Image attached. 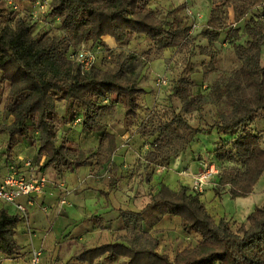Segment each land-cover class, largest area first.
I'll return each instance as SVG.
<instances>
[{"label":"trees","instance_id":"16d2710c","mask_svg":"<svg viewBox=\"0 0 264 264\" xmlns=\"http://www.w3.org/2000/svg\"><path fill=\"white\" fill-rule=\"evenodd\" d=\"M10 1L11 7H16L15 1ZM155 1L31 0L27 17L10 18L0 26V76L8 83L5 100L1 101L4 121L0 123V134H6V141L0 145V151L7 159V169L10 164L16 169H28L23 164L24 158L13 157L22 141L34 149L38 159H32L31 168L38 173L45 174L50 169L62 176L91 163L94 152L76 153L65 137L58 142L54 120L56 102L60 100L77 103L81 107L80 129L98 132V143L107 140L105 151L114 154L115 137L104 131L105 117L117 103L123 106L124 120L138 117V96L144 92L138 85L144 56L114 52L102 38L111 36L117 44H122L129 35H140L152 43L146 55L156 56L166 49L180 48L191 56L196 46L191 24L187 26L176 16H161L153 8ZM223 1L232 6L235 23L257 6L262 7L257 16L244 20L241 34L245 41L231 42L238 68L220 72L204 94L192 88V70L187 58L171 87V95L180 101V108L153 125L143 160L147 167L165 169L191 146L197 135H210L214 130L233 133L234 136L215 149L214 155L219 162L233 164L221 168L215 179L218 187H227L229 198L235 199L251 194L264 173V148L260 141L263 130L255 123L264 113V62L261 61L264 0ZM40 5L45 8L40 10ZM40 15L57 23L59 34L34 33ZM226 17L219 7L212 8L205 27L198 32L207 42L198 52L209 57V62L202 65L203 77L215 70V43L225 27ZM231 30L236 37L237 29ZM228 37L225 33V40ZM88 41L109 53L111 67L103 69L95 61L88 71H83L71 59ZM92 45L88 47L96 53ZM208 99L219 106L216 118L205 126L189 123L185 116L199 114ZM10 117L12 120L5 122ZM110 171L108 191L117 183L116 166ZM219 188L214 189L215 194L220 195ZM200 194L184 184L172 189L160 183L150 195L147 207L159 208L164 215L179 218L183 229L199 235L197 241L175 250L172 256L157 251L160 239L145 229V210L118 209L125 233L113 242L82 247L72 258L88 264L100 256L107 260L125 257V264H264V206H256L248 214L247 224L234 230L225 217L214 219ZM23 219L17 210L11 213L6 206L0 208V257L18 254L14 234Z\"/></svg>","mask_w":264,"mask_h":264},{"label":"rangeland","instance_id":"374dc122","mask_svg":"<svg viewBox=\"0 0 264 264\" xmlns=\"http://www.w3.org/2000/svg\"><path fill=\"white\" fill-rule=\"evenodd\" d=\"M13 1H15L16 7H11L10 0H0V26L8 23L10 18L14 20L19 16H28L27 10L31 0ZM177 2L174 3L172 1L171 4H167L163 0H156L154 5H152L161 16L179 17L181 22H185L187 26L192 24V18L187 14V8L190 9L196 17L197 25L195 30L192 29V36L196 37V46L191 56H188L189 52L184 48L166 49L159 56L152 53L146 55L152 43L140 35H129L122 44H116L115 47H112L114 52H131L137 56H144V59H141L143 68L138 82V85L144 88V92L138 96V117L124 120V109L119 103L110 107L105 117L106 127L104 131L113 134L115 137V152L113 155H108L105 151L108 145L107 140L102 144L98 143V132L82 131L80 129L77 119L80 115L81 107L77 103H69L65 100L56 102L54 125L58 142L65 137L71 141V146L75 148L76 153L81 150H90L94 154L92 153L89 165L83 166L73 173H65L61 176L62 189H58L60 194L56 197V200H59V207L56 201L49 208L54 212L49 211L46 213L48 216L51 213L54 217L49 221L48 226L45 224L40 228L35 237L22 241L24 245L31 243L36 247H40L42 252L44 250V256L43 253L41 255V264H64L71 254L83 244L93 246L119 238L125 233V230L116 211L117 209L145 210V229L159 237L161 250L168 253L169 256L172 255L174 250H181L199 239V235L196 232L183 229L179 218L167 214L164 215L159 208L153 210L154 208L147 207L150 195L157 190L160 183L167 182L170 188L177 189L179 185H183L184 180L182 178L181 181L177 177L173 179L174 181L167 179L168 171H170L169 167L165 169L159 166L153 167V169L147 167L143 160V154L152 139L149 136V132L153 125L158 120L169 118L180 108V101L171 95V87L175 78L184 67L186 59L189 58L191 65L193 90L207 94L208 87L218 77L220 72H229L238 68L239 64L235 59L231 42L243 43L245 36L241 34L243 20L235 23L232 6H229L223 0H184L180 4ZM182 4L184 6L181 9H175ZM214 7H219L223 11L224 16L227 17L224 20L225 27L215 43L217 49L214 61L215 70L207 77H203L201 74L202 65L209 62V57L198 52L200 46H206L207 44L206 39L199 35L198 32L205 27L210 10ZM259 12L250 13L252 16H257ZM38 18L40 19L35 21L34 33L38 31L46 32L48 36L59 34L57 23H53L49 17H42V15ZM231 29H237L236 37ZM225 33L229 34L226 40ZM233 38L234 41H232ZM84 45L88 47L92 43L88 41ZM92 48L96 51L97 66H101L104 69L113 65L111 56L105 49L97 45H92ZM158 80L164 81V83L158 86L156 84ZM7 92L8 83L0 76V123L4 121L1 101L5 100ZM218 107L212 99H208L199 114L194 112L185 117L194 126H205L216 118ZM11 120L12 118L10 117L5 122H10ZM261 132L263 134L260 135V141L261 146L264 148V130ZM232 136H234L233 133H217L215 130L210 135L199 134L191 146L185 149V151L189 150L187 159L180 161L181 152L173 159V162L179 158L182 165L198 173L211 166L215 169L213 180L205 185L200 198L215 220H219L224 216L225 219L230 221L232 229L236 230L240 225L247 224L246 218L249 211L252 210L248 209L247 211L246 209L247 207H253V204L249 203L251 200L255 201V206H264V173L254 185L253 192L250 194L251 197L248 199L245 198L246 196L237 197L235 201L227 195V187L221 189L218 187L216 182L218 171L233 164L226 161H217L214 151ZM4 142V139L0 137V145H4ZM15 150L16 153L14 152L13 157L18 156L24 158L25 161L38 159L34 149L28 146L26 141H22ZM112 166L117 168V183L107 202L98 191L107 189V184L112 175V171H110ZM184 168L181 169L184 170ZM183 170H179L178 175L185 176L181 174ZM175 172L177 173V171ZM49 173L51 171L46 172L50 178L51 175ZM216 188H219L220 195L214 193ZM61 200H65V203H61ZM248 200L249 202L247 203ZM63 204H69L68 209L71 210V213L66 209L67 206L63 207ZM58 209L59 211L56 214L55 211ZM10 212H14L11 207ZM65 213L67 214L65 215ZM46 214L33 207L29 211V220L39 215L41 220L43 219L46 223ZM95 215L103 218V228H99L96 222L90 219ZM59 216L65 218L66 222L69 220L67 225L62 226L61 231L57 229L60 222H57L58 220L56 219ZM58 238L61 245L60 248L55 246ZM16 247L18 252H23L22 254H26L28 250V248L24 251L20 247ZM58 252L60 253L58 254ZM1 257L3 256L1 255ZM96 262L97 264H124L125 261L122 258H117L110 263L104 262V259H99ZM3 264L21 263L20 261L8 259ZM69 264L79 263L72 261Z\"/></svg>","mask_w":264,"mask_h":264},{"label":"crops","instance_id":"0c3cea01","mask_svg":"<svg viewBox=\"0 0 264 264\" xmlns=\"http://www.w3.org/2000/svg\"><path fill=\"white\" fill-rule=\"evenodd\" d=\"M159 1H161V0H159ZM165 3H167V4H171V2L173 1L174 3L175 2H177L178 4H180V3H182V2H184V0H163ZM178 4H176V5H178ZM257 9V10H256ZM261 10H262V7L261 6H257L255 9H253L251 12H253L254 13V11L256 12V11H260L261 12ZM232 12H233V9H232ZM259 12V13H260ZM233 16H234V13H233ZM251 17H253L252 15H251V13L249 12L247 15H246V17H244V19H242L243 20V22H244V20H246V19H249V18H251ZM191 33H192V31H191ZM103 41L110 47V48H112V47H115V45L117 44L116 43V41L114 40V38H112L111 36H104L103 38ZM261 61L262 62H264V45L262 46V49H261ZM255 123H256V125H257V127L260 129V130H264V113L263 114H261L260 116H258L257 117V119L255 120ZM263 134V132H260V135H262ZM0 137H2L3 139H4V141H6V134L5 133H2V134H0ZM3 146V145H2ZM18 146V145H17ZM17 149V148H16ZM1 152V151H0ZM187 152H189V150H184L180 155H181V158H180V161H182V160H184V159H187ZM18 154V153H17ZM6 157H5V154L4 153H0V175H4L7 171H8V169H7V163H5L6 162ZM179 161V158L178 159H175L174 160V162L172 161L171 162V164L169 165V168H170V171H168L169 173L167 174V179H169V180H172V181H174L173 179L175 178V177H177V178H179V179H181V181H182V178H183V184H185V185H187L188 187H190V185L192 184V180H191V178H189L188 176H180V175H178V171L179 170H183V169H181V168H184L185 166L184 165H182V163ZM191 166H192V164H191ZM81 168V167H80ZM79 168V169H80ZM168 168V169H169ZM185 168H187V167H185ZM184 168V169H185ZM78 170V169H77ZM49 171H51V173H49L50 175H51V177L49 178L48 177V174H46V172H49ZM172 171V172H171ZM175 171H177V173L175 172ZM75 172V171H74ZM193 172H195V171H193ZM44 173L46 174V176L48 177V183H47V185H46V187H45V189H44V192H43V194H40V195H37V196H32L31 197V202H27V200L25 199V198H22L21 199V201H22V203L25 205V207H26V209H27V218L26 219H23L22 221H20L19 223H18V225H17V228H16V231H15V234H14V238H15V241H16V245L18 246V247H20L22 250H24V251H26V249L28 248V250L26 251V254L24 253V254H22L23 252L22 251H20V252H18V254L17 255H15V256H13V257H9V258H6V257H0V264H3V262L5 261V260H8V259H13V260H15V261H17V262H19L20 261V263L21 264H29V252H30V249L32 248V247H34V248H39L40 249V247H36V246H34L33 244H31V243H29V244H27V245H24L23 243H22V241L24 240V239H26V240H29L31 237H35L36 235H37V233L40 231V228L42 227V226H44L45 224L48 226V223H49V221H51V219L54 217V216H52L51 215V213H50V215L48 216V214H46L47 212H49V211H53V210H50L49 208L51 207V205L53 204V203H55L57 200V196H58V194H60L59 192H58V189H62V184H63V182H62V180H61V176H58L57 174H55L52 170H50V169H47V170H45L44 171ZM73 173V172H72ZM165 183V182H164ZM166 185H168L167 184V182L165 183ZM116 186V185H115ZM207 187V186H206ZM115 189V187L112 189V190H109L108 191V184H107V189L106 190H102V189H100L99 191H98V193L100 194V195H102L103 196V198L105 199V201H109V196H110V193L113 191ZM107 193V195H105ZM226 195V194H225ZM227 195H228V193H227ZM229 196V195H228ZM251 196H250V194H249V196H246L245 198L246 199H248V198H250ZM244 198V199H245ZM235 200V199H234ZM236 200H237V198H236ZM235 200V201H236ZM65 200H61L60 202L61 203H65L64 202ZM58 202H59V200L57 201V206L59 207V204H58ZM249 202V200L247 201V203ZM249 203H251V204H253L252 206L253 207H247V211H248V209H251L252 211H253V209L256 207L255 206V201L254 200H251ZM69 204H63V207H65V206H67L66 207V209H68L69 208V206H68ZM3 206H6V207H8L9 208V210H10V207L13 209V211H14V213L16 212V209H15V207H13V206H11V205H6L5 203H3V202H1L0 201V208H2ZM259 206V205H258ZM35 208V209H38L39 211H43L45 214H46V223H45V221H43V219L41 220V218H40V216L38 215V217H36V218H33V219H31V220H29V211L32 209V208ZM126 210H128V209H126ZM58 211H59V209L58 210H56L55 212H56V214L58 213ZM68 211H69V213H71V210H69L68 209ZM117 211V213H118V209L116 210ZM247 211H245V212H247ZM54 212V211H53ZM242 212H244L243 210H242ZM251 211H249V213H250ZM69 213H68V215H69ZM248 213V214H249ZM67 213H65V215H66ZM224 217V216H223ZM66 218H68V217H66ZM68 219H71V218H68ZM90 219H93L95 222H96V224L98 225V227L99 228H103L104 226H103V218H101L99 215H95L93 218H90ZM56 220H58L57 222H60V224H59V226L57 227V229L58 230H60L61 231V229H62V226H64V225H67L68 223H69V220L66 222V220H65V218H62V217H57V219ZM26 230H27V232H26ZM29 234H31L30 236H29ZM33 234V235H32ZM115 240H117V239H115ZM115 240H113V241H115ZM113 241H109V242H113ZM105 243H108V242H105ZM56 245L55 246H59V248H60V241H59V238L58 239H56V243H55ZM83 244V243H82ZM101 244H104V243H101ZM97 245H100V244H97ZM93 246H96V245H93ZM93 246H87V245H85V244H83V245H81L78 249H76L72 254H71V256L65 261V263L64 264H69V263H71L72 261H74V262H76V263H79V264H88V263H86V262H80V261H76V260H74L72 257H73V255L74 254H76L82 247H93ZM180 250V249H179ZM157 251L158 252H163L162 250H161V248H160V245H159V247H158V249H157ZM175 251V250H174ZM173 251V252H174ZM43 256H44V250H43ZM60 252H58V254H59ZM166 253V252H165ZM168 254V253H167ZM173 254V253H172ZM57 255V254H56ZM172 256V255H171ZM58 257V256H57ZM57 257H55V259H57ZM117 258H122V260H124L125 262H126V258L125 257H115V258H113V259H111V260H107V259H105L104 258V256H100L99 258H97V259H95L94 261H93V264H97V260H99V259H104V262H107V263H110V262H113V261H115ZM19 260V261H18ZM125 262H124V264H125ZM43 263H44V257H43Z\"/></svg>","mask_w":264,"mask_h":264},{"label":"built area","instance_id":"2783aa9c","mask_svg":"<svg viewBox=\"0 0 264 264\" xmlns=\"http://www.w3.org/2000/svg\"><path fill=\"white\" fill-rule=\"evenodd\" d=\"M44 5H40L39 9H44ZM187 14L192 18L191 29L195 30L196 17L187 8ZM71 59L78 63L83 71H88L96 61V53L82 44L78 50L72 55ZM164 81L158 80L156 84L159 86ZM80 121V118L77 119ZM24 166L28 169H16L13 165L8 166V172L0 175V201L15 207L21 213L24 219L27 218V209L21 199L25 198L27 202H31L32 196L43 194L48 183L45 174L35 172L31 168V161L26 160ZM215 169L211 166L202 172H193L190 168H185L181 174L188 176L192 180L191 189L197 193H202L205 185L213 180ZM42 250L32 247L29 252V264H41Z\"/></svg>","mask_w":264,"mask_h":264}]
</instances>
